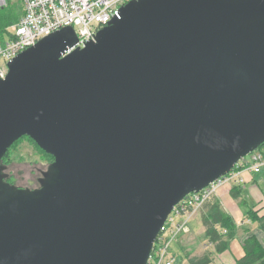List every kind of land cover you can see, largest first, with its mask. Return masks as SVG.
<instances>
[{
    "label": "water",
    "instance_id": "95a60500",
    "mask_svg": "<svg viewBox=\"0 0 264 264\" xmlns=\"http://www.w3.org/2000/svg\"><path fill=\"white\" fill-rule=\"evenodd\" d=\"M77 41L0 78V264H147L174 205L264 143V0H130ZM23 136L53 157L35 189L1 164Z\"/></svg>",
    "mask_w": 264,
    "mask_h": 264
},
{
    "label": "built area",
    "instance_id": "2783aa9c",
    "mask_svg": "<svg viewBox=\"0 0 264 264\" xmlns=\"http://www.w3.org/2000/svg\"><path fill=\"white\" fill-rule=\"evenodd\" d=\"M7 0H0V7ZM130 0H20L22 14L7 29V37L0 42V78L8 72V62L42 37L63 27L71 26L77 36L76 47L93 40L96 32L113 18ZM264 169V147H258L241 158L230 172L210 182L197 192L187 194L167 215L153 243L147 264H174L171 246L189 221L207 203L213 201L220 188L227 184L245 182L243 173H260ZM182 219L176 221V218Z\"/></svg>",
    "mask_w": 264,
    "mask_h": 264
},
{
    "label": "rangeland",
    "instance_id": "374dc122",
    "mask_svg": "<svg viewBox=\"0 0 264 264\" xmlns=\"http://www.w3.org/2000/svg\"><path fill=\"white\" fill-rule=\"evenodd\" d=\"M6 5L14 7L19 14H22V5L20 0H7L0 8ZM8 32L9 30L6 29L3 33L4 39L7 37ZM19 139L7 150L1 160V164L4 166V172L7 175L6 181H9L17 187L29 189L38 188L40 186L39 178L42 177L43 172L47 171L53 161V157L41 150L29 137L23 136ZM258 186L261 193L264 195V182L262 184L259 183ZM248 189V186H244L241 189V195H238L239 197L231 196L234 198L233 205H235L237 209H235V215H237L236 218H234L232 214L233 210L231 202L224 204L223 207L225 212L222 210L224 214L229 215L230 217L232 216L231 218L236 221L234 230V239L236 241L239 239V231L236 228L238 224L242 225L243 229L250 228L252 230L251 225L256 226L257 223V221H252L250 223L247 222L249 210L254 206L257 207L258 205V199H255L254 195L249 194ZM259 209H264L263 198L259 201L258 210ZM258 210H256V212H258ZM205 211L206 209L204 205V207L200 209L197 214H195L196 218L191 219L186 225L187 227H184L180 232L178 238H176V241L178 240V242L176 244H174L175 242L172 244L171 254L174 255L176 253L175 259L178 255L181 257H177L175 264H190V259L204 255L203 249L208 244V238L202 228L203 225L200 216L202 215V212L204 213ZM237 211L240 214L237 213ZM181 219L182 216L176 218V221ZM241 221L245 222L246 225L242 224ZM222 232L225 233V230H222ZM212 254L213 257L216 258V252L212 251Z\"/></svg>",
    "mask_w": 264,
    "mask_h": 264
},
{
    "label": "trees",
    "instance_id": "16d2710c",
    "mask_svg": "<svg viewBox=\"0 0 264 264\" xmlns=\"http://www.w3.org/2000/svg\"><path fill=\"white\" fill-rule=\"evenodd\" d=\"M9 2V1H8ZM21 14L14 7L4 6L0 8V42L6 29L16 23ZM264 147V143L260 146ZM3 159V158H2ZM1 159V160H2ZM231 195H239V187L234 186ZM206 211L201 215L205 228V235L211 243L215 244L217 252L227 248L228 240L234 237L235 223L233 219L223 213L218 202H209L205 205ZM258 212L249 210V218L257 221L264 232V215L259 216ZM225 230V233L222 232ZM244 255L235 261V264H264V246L253 235H247L242 240ZM211 260L210 254L190 259V264H207Z\"/></svg>",
    "mask_w": 264,
    "mask_h": 264
},
{
    "label": "crops",
    "instance_id": "0c3cea01",
    "mask_svg": "<svg viewBox=\"0 0 264 264\" xmlns=\"http://www.w3.org/2000/svg\"><path fill=\"white\" fill-rule=\"evenodd\" d=\"M243 177L245 179V182L237 185V187H239V190H240L239 196L241 195L242 187L248 186L249 194L254 195V198L258 199L257 200L258 201L257 207L254 206L252 208V211H256V210H258L260 199L263 198V200H264V195L261 193L260 188L258 186L259 183L262 184L264 182V169L260 173H253L251 171L250 172H245V173H243ZM233 187H234V185L227 184L224 187L220 188L219 191L217 192V194L215 195L213 201L214 202L215 201L218 202L219 205H220L221 210H223V211H224V207H223L224 204H227V203L231 202V206H232V210H233L232 214H233L234 218H236L237 217V215H235L236 207H235V205H233V199L234 198L231 197L232 195L230 193V191H231V189ZM237 213H239V212L237 211ZM257 214L259 216L264 215V209H259ZM194 218H196V216H194L192 219H194ZM200 218H201V216H200ZM201 221H202V218H201ZM233 221H234V223H236L235 219H233ZM247 222L250 223V222H252V220L248 217L247 218ZM241 223L246 225L245 222H243V221H241ZM202 225H203V222H202ZM249 225H251V224H249ZM185 227H187V226H185ZM251 227H252V230L250 228L243 229L242 225L238 224L236 226V228L239 231V235H238L239 239L237 241L234 239V237L231 238V240L229 239L230 241H228L227 248L225 250L221 251V252H217L216 249H215V244L211 243L208 240V244L203 249V253L204 254H210L211 260L207 264H235V261L244 255V249H243L242 240L247 235L255 236L256 239L264 246V232L262 231L259 223L257 222L256 226L251 225ZM202 228L205 231L204 225H203ZM185 233H187V232H185ZM177 242H178V240L175 241L174 244H176ZM208 247H211V248H208ZM212 251L216 252V258L213 257ZM175 254L173 255L174 258H175ZM177 257L181 258L179 255ZM177 257L175 259V262L177 261Z\"/></svg>",
    "mask_w": 264,
    "mask_h": 264
},
{
    "label": "bare ground",
    "instance_id": "6f19581e",
    "mask_svg": "<svg viewBox=\"0 0 264 264\" xmlns=\"http://www.w3.org/2000/svg\"><path fill=\"white\" fill-rule=\"evenodd\" d=\"M20 140V139H19ZM17 142V141H16ZM17 144V143H16ZM148 262V261H147Z\"/></svg>",
    "mask_w": 264,
    "mask_h": 264
},
{
    "label": "flooded vegetation",
    "instance_id": "af4514ba",
    "mask_svg": "<svg viewBox=\"0 0 264 264\" xmlns=\"http://www.w3.org/2000/svg\"><path fill=\"white\" fill-rule=\"evenodd\" d=\"M9 182V181H8ZM10 183V182H9Z\"/></svg>",
    "mask_w": 264,
    "mask_h": 264
}]
</instances>
